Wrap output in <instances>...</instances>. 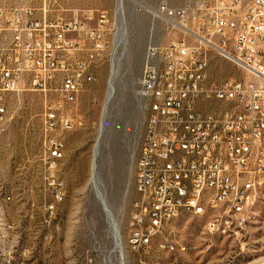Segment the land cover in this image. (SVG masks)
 Masks as SVG:
<instances>
[{
    "label": "built area",
    "instance_id": "built-area-1",
    "mask_svg": "<svg viewBox=\"0 0 264 264\" xmlns=\"http://www.w3.org/2000/svg\"><path fill=\"white\" fill-rule=\"evenodd\" d=\"M66 11L54 14L46 3L36 8L0 2V131L13 119L12 95L54 91L71 103L93 81L89 69L94 55L109 45L115 15ZM149 13L183 36L149 47L137 80L150 138L142 137L140 189L129 233L133 251L155 242L169 249L170 223L184 212L195 215L202 202L217 210V218L207 214V228L222 234L252 221L251 213L264 203V0H189L180 6L162 1ZM215 56L238 74L212 79ZM62 108V102L50 105L44 114L49 161L65 150L54 131L75 124ZM220 218H230V225H220ZM87 264L104 263L90 258Z\"/></svg>",
    "mask_w": 264,
    "mask_h": 264
},
{
    "label": "rangeland",
    "instance_id": "rangeland-1",
    "mask_svg": "<svg viewBox=\"0 0 264 264\" xmlns=\"http://www.w3.org/2000/svg\"><path fill=\"white\" fill-rule=\"evenodd\" d=\"M166 1L180 6L189 0H129L123 14L117 2L61 5L46 3L54 14L65 9L107 10L115 15L109 45L94 55L88 82L75 100L65 103L54 91L26 90L9 98L12 121L0 131V264H87L90 258L104 264H264V203L251 213L249 223L227 234L207 228V214L182 213L170 223L168 238L155 247L133 251L127 237L135 189V163L145 131L146 112L138 96V76L151 46L164 47L183 36L165 20L149 13ZM41 8L42 0H0ZM67 6L69 9H66ZM119 39L112 98L106 108L98 143L97 172L106 204L120 229L123 252L115 246L103 200L91 186L95 141L110 79L114 37ZM85 51L84 56L90 57ZM117 55V56H116ZM212 79L238 74L220 56L211 61ZM63 103L61 113L74 121L68 130L54 134L65 142L61 158L49 161L44 114L50 105ZM56 180L59 186H52ZM103 204H102V202Z\"/></svg>",
    "mask_w": 264,
    "mask_h": 264
},
{
    "label": "bare ground",
    "instance_id": "bare-ground-1",
    "mask_svg": "<svg viewBox=\"0 0 264 264\" xmlns=\"http://www.w3.org/2000/svg\"><path fill=\"white\" fill-rule=\"evenodd\" d=\"M123 5H124V3L117 2V6H116V14L117 15L122 16ZM118 45H119V39H118L117 35H115V37H114V51H113V57L111 60L110 79L108 82L107 94H106V98H105L104 106H103V116H102V120H101V127L99 126V131H98L99 133H98V137H97L98 140L95 141L94 150H93L90 183H91V186L93 187V189L95 190L97 196L100 197L103 200V202H105V204H103V202L101 201L103 206H105L104 209H106L105 211L107 212V215H108L109 223L111 225L113 237L115 240V246L123 252V243H122L121 237H120L121 236L120 229L118 227L117 221L115 220L113 214L111 213V211L109 210V208L106 204L105 192L103 189V183H102L101 178L98 175L97 164H96V161H97L96 159H97V156L99 153L98 143H99V139L101 138L102 131H103L105 112H106V108H107V106H108V104L112 98V92H113V86H114L113 76L116 72L115 71V69H116L115 65L117 63L115 60V58H116L115 54L117 53L116 50L118 49L117 47H119ZM143 138H150V121H145V131H144ZM144 148H145V141H142L140 153H139V156L136 159V163H135V173H136L135 189H136L137 193L140 189V178L138 177V173L140 171L141 164H143L142 152H144ZM135 201H137V199ZM230 213H237V206H230ZM206 214H209V218H217V210L213 209V204H210V202H202L198 206V208L195 209V215L203 216ZM134 217H135V202L133 203V210H132V213L130 216L129 231H128L129 233H130V228H132V221H133ZM220 225H230V218H220ZM209 230H211V229H209ZM213 231L222 233V229H213ZM129 233H128V237H127V244H128V247L133 250V239L131 238V236H129Z\"/></svg>",
    "mask_w": 264,
    "mask_h": 264
},
{
    "label": "crops",
    "instance_id": "crops-1",
    "mask_svg": "<svg viewBox=\"0 0 264 264\" xmlns=\"http://www.w3.org/2000/svg\"><path fill=\"white\" fill-rule=\"evenodd\" d=\"M105 0H42V3H50L55 2L59 3L61 5H88V4H100L103 3ZM67 6H64L66 9H69ZM86 8H77V9H71L74 13L80 10H84ZM89 9V8H87Z\"/></svg>",
    "mask_w": 264,
    "mask_h": 264
}]
</instances>
